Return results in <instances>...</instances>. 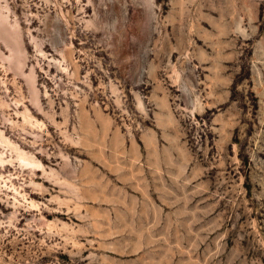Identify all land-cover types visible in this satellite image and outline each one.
I'll list each match as a JSON object with an SVG mask.
<instances>
[{
    "label": "rangeland",
    "instance_id": "rangeland-1",
    "mask_svg": "<svg viewBox=\"0 0 264 264\" xmlns=\"http://www.w3.org/2000/svg\"><path fill=\"white\" fill-rule=\"evenodd\" d=\"M0 264H264V0H0Z\"/></svg>",
    "mask_w": 264,
    "mask_h": 264
}]
</instances>
